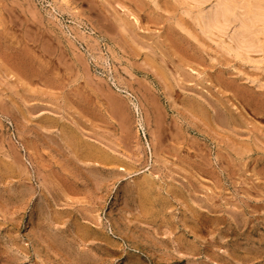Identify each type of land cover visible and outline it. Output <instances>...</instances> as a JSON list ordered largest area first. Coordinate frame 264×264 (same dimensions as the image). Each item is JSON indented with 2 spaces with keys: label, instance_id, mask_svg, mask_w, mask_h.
<instances>
[{
  "label": "rangeland",
  "instance_id": "rangeland-1",
  "mask_svg": "<svg viewBox=\"0 0 264 264\" xmlns=\"http://www.w3.org/2000/svg\"><path fill=\"white\" fill-rule=\"evenodd\" d=\"M12 2L0 264H264V32L236 54L191 0Z\"/></svg>",
  "mask_w": 264,
  "mask_h": 264
},
{
  "label": "bare ground",
  "instance_id": "bare-ground-1",
  "mask_svg": "<svg viewBox=\"0 0 264 264\" xmlns=\"http://www.w3.org/2000/svg\"><path fill=\"white\" fill-rule=\"evenodd\" d=\"M16 2H17V0H15ZM191 1H195L198 5H199V11L197 12L198 14H197V18L199 19V20H197L198 22H200L201 24V26H202V29L201 30H203L204 32H206V33H212V32H214V31H217V32H219V33H222V34H227V35H229L230 36V41H229V43H231V45H233L232 46V51L233 52H235L236 54H247V53H249V52H254V51H257V50H260V51H258V52H262L263 51V49H264V43L261 45L262 47H263V49H260V48H262L261 46H260V40L262 39H260L259 37H261L260 35V33L262 32H264L263 31V29H264V0H191ZM13 2H14V0H13ZM12 2V3H13ZM66 2V1H65ZM194 2V3H195ZM9 3H10V1H9ZM16 4H20V3H16ZM14 5V4H13ZM206 5H208L209 7L206 9L205 8V6ZM12 6V5H11ZM15 6V5H14ZM19 6V5H18ZM13 9H15V8H13ZM30 9V8H29ZM16 10V9H15ZM26 11H28V10H26ZM33 11H35V10H33ZM40 14V13H39ZM32 15V14H31ZM38 15V14H37ZM33 17H35V15L33 16ZM32 17V18H33ZM37 17V16H36ZM35 17V18H36ZM40 17H42L41 15H40ZM31 18V19H32ZM37 19V18H36ZM26 20H27V18H26ZM39 20H40V18H39ZM31 22V21H30ZM35 21L33 20L32 21V23H34ZM41 22H42V20H41ZM40 22V24H42ZM28 23H29V21H28ZM39 23V22H38ZM49 23H51V22H49ZM36 24V23H35ZM47 24H48V22H47ZM52 24V23H51ZM54 25V24H53ZM38 26V25H37ZM34 27H36V26H34ZM37 28V27H36ZM41 28V27H40ZM42 28H43V25H42ZM37 30V29H36ZM45 30V29H44ZM47 30L48 29H46V32H44V34L45 33H47ZM4 32V31H3ZM36 32H38V30L36 31ZM39 32H41V29H40V31ZM48 32H50V30H48ZM51 33V32H50ZM2 34V32L0 33V36H2L1 35ZM36 34V33H35ZM40 34V36H41V33H39ZM49 35V34H48ZM51 35H54L53 33L51 34ZM50 35V36H51ZM37 36V35H36ZM264 36V34H262V37ZM38 37V36H37ZM49 37V36H48ZM39 38V37H38ZM42 39V38H41ZM44 39H47V38H44ZM40 40V39H39ZM49 40V39H48ZM51 41H53L52 39H50ZM49 40V41H50ZM43 41V40H42ZM47 41V40H46ZM60 41V40H59ZM69 41V40H68ZM67 41V42H68ZM71 41V40H70ZM262 41H264V40H262ZM73 42V41H72ZM71 42V43H72ZM75 42V41H74ZM38 43V42H37ZM43 43V42H42ZM50 43H52V42H50ZM50 43L48 44V45H50ZM57 43V42H56ZM59 44H60V42H59ZM68 44V43H67ZM41 45V44H40ZM42 45H45V43L44 44H42ZM54 45H55V43H54ZM231 45H230V48H231ZM59 46V45H58ZM62 46V45H61ZM70 46V45H69ZM73 46H75L74 44H73ZM26 47V46H25ZM28 47V46H27ZM47 47V46H46ZM94 47V46H93ZM69 48H72L71 46L69 47ZM75 48H77V47H75ZM74 48V49H75ZM92 48V47H91ZM95 48V47H94ZM38 49H41V48H38ZM42 49H43V47H42ZM47 49V48H46ZM52 49V48H51ZM56 49V48H55ZM59 49V48H58ZM73 49V48H72ZM27 50V49H26ZM29 50V49H28ZM262 50V51H261ZM71 51V50H70ZM73 51V50H72ZM71 51V52H72ZM79 51V50H78ZM90 51V50H89ZM94 51H95V49H94ZM230 51V50H229ZM50 52V51H49ZM77 52V51H76ZM72 53H74V52H72ZM80 53V52H79ZM91 53V52H90ZM76 54V53H75ZM77 55H79V54H77ZM73 56H74V54H73ZM76 56V55H75ZM74 56V57H75ZM89 57V56H88ZM97 57V56H96ZM95 57V58H96ZM77 58H80V59H78L79 61H77L78 62V64H79V62L82 64V63H84V62H86V61H84V62H81L82 60H81V57H78V56H76V60H77ZM83 58V57H82ZM98 58V57H97ZM86 59V58H85ZM101 59V58H100ZM99 59V60H100ZM37 60V59H36ZM81 60V61H80ZM84 60V59H83ZM95 60H97V59H95ZM95 60H93V61H95ZM98 60V61H99ZM32 61V60H31ZM30 61V62H31ZM97 61V62H98ZM30 62H29V64H30ZM35 61H33V63H34ZM89 63V62H88ZM99 63V62H98ZM19 64V66L18 67H20L21 65H22V63L20 64V63H17L16 65H18ZM86 64H87V62H86ZM95 64V63H94ZM27 65H28V62H27ZM34 65V64H33ZM49 65V64H48ZM82 67H83V65H81ZM97 66V65H96ZM99 66H100V64H99ZM14 67H15V65H14ZM18 67L16 66V68L18 69ZM87 67H88V65H87ZM48 69H49V67H48ZM95 69V68H94ZM51 70V69H50ZM49 70V71H50ZM81 70H82V72L83 71H85V70H83L82 68H81ZM88 70L89 69H87V71L86 72H88ZM53 70H51V72H52ZM54 76V74H51V76ZM90 75V74H89ZM52 76V77H53ZM85 76V75H84ZM87 76V75H86ZM96 76V75H95ZM88 78H89V76H87ZM93 77V76H92ZM86 78V77H85ZM87 78V80H89ZM90 78H91V76H90ZM94 78V77H93ZM99 77H97V79H98ZM95 79V78H94ZM93 79V80H94ZM99 79H101V78H99ZM103 80V79H102ZM101 80V81H102ZM55 82V77L54 78H51V82H49L50 83V85H51V83L52 82ZM100 81V80H99ZM89 82V81H88ZM90 82H91V80H90ZM119 82V81H118ZM122 82V81H121ZM48 83V84H49ZM72 83V82H71ZM86 83H87V81H86ZM109 83V82H108ZM47 84V83H46ZM54 84V83H53ZM62 84H64V83H61V85ZM115 84V83H114ZM86 85H88V83L86 84ZM95 85V87H97V85L96 84H94ZM102 85V84H101ZM118 85H120V83L118 84ZM55 87H56V85H54ZM104 86V85H103ZM106 86V85H105ZM108 86V85H107ZM117 86V85H116ZM121 86H123V84H121ZM131 86V85H130ZM139 86V85H138ZM48 87L49 88H51L52 87V85L51 86H49L48 85ZM47 87V88H48ZM63 87V86H62ZM94 87V86H93ZM100 85L97 87V88H99L100 89ZM142 87V86H141ZM96 88V89H97ZM103 88V87H102ZM107 88H110V87H107ZM122 88V87H121ZM121 88H120V90H121ZM142 88H144V87H142ZM52 89V88H51ZM95 89V90H96ZM119 89V88H118ZM123 89V88H122ZM130 90H132L131 88H129ZM138 89V88H137ZM146 89H148L149 90V88H146ZM107 90V89H106ZM110 90V89H109ZM109 90H107L108 92H109ZM139 90V89H138ZM100 91H102L101 89H100ZM133 91V90H132ZM136 91V90H135ZM144 92H145V90H143ZM150 91V90H149ZM134 92V91H133ZM148 92V91H147ZM151 92V91H150ZM149 92V93H150ZM166 92H167V90H166ZM170 94H171V92H170V90L168 91ZM50 93H51V91H50ZM103 93H106V92H104L103 91ZM120 93V92H119ZM138 93H140V92H138ZM142 93V92H141ZM149 93L148 94H146V95H148L146 98H148L150 95H149ZM49 94V93H48ZM53 93H51V95H52ZM98 94V93H97ZM107 94V93H106ZM143 94V93H142ZM169 94V95H170ZM100 96H101V94H99ZM98 95V96H99ZM103 95V94H102ZM107 95H109V93L107 94ZM116 95V94H115ZM114 94H113V96H115ZM136 95V94H135ZM49 96H50V94H49ZM52 96H54V95H52ZM105 97H106V95H104ZM109 96H112V95H109ZM108 96V97H109ZM120 96V98H122V95H119ZM130 96V95H129ZM57 96H54V98H56ZM117 98H118V96H116ZM50 98H51V96H50ZM53 98V99H54ZM64 98V97H63ZM116 99V98H115ZM114 99V100H115ZM123 99V98H122ZM149 99V98H148ZM147 99V100H148ZM113 99L111 98L110 99V101H112ZM116 102H117V100H115ZM119 101V100H118ZM128 101V100H127ZM130 101V100H129ZM113 102V101H112ZM116 102H114V104H113V106L114 107H112V106H109L110 108L112 107V109L114 108V110H115V107L117 106V105H119L120 103L118 102V104L116 103ZM125 102V101H124ZM123 102V103H124ZM49 103H50V101H49ZM53 103V102H52ZM51 103V104H52ZM54 103H55V101H54ZM57 103V102H56ZM126 103V102H125ZM149 104H150V101L148 102ZM154 103V102H153ZM105 104V103H104ZM110 105H112V103H109ZM129 104V103H128ZM134 104V103H133ZM132 104V105H133ZM152 104V103H151ZM53 105V104H52ZM56 105H58V104H56ZM107 105V104H106ZM105 105V108H107V106ZM116 105V106H115ZM122 104H120V106H121ZM54 106V105H53ZM123 106H125V105H123ZM136 106V105H135ZM119 107V106H118ZM126 107H128V106H125V108ZM134 107V106H133ZM154 107V109H156L155 108V106H153ZM53 108V107H52ZM52 108H51V110H52ZM56 108H57V106H56ZM111 109V110H112ZM119 109V111L122 113V111H124L125 109H123V107L121 108L122 110H120V107L118 108ZM130 109V108H129ZM138 109V108H137ZM54 111H55V109H53ZM57 110H58V108H57ZM114 110H112V111H114ZM117 110V109H116ZM115 110V111H116ZM153 110V109H152ZM139 111V110H138ZM154 111H156V110H154ZM157 111H158V108H157ZM53 112V111H52ZM57 112V111H56ZM109 112V111H108ZM118 112V111H117ZM114 113H116V112H114ZM125 113V112H124ZM158 113V112H157ZM155 113H153V115H154ZM122 115H123V113H122ZM159 115V116H158ZM157 116L158 117H160V114H158ZM115 116V115H114ZM118 116H119V114H118ZM124 116H125V114H124ZM126 116H128L129 117V115L128 114H126ZM157 116H156V118H157ZM121 117V116H120ZM119 117V118H120ZM128 117H126V120H125V118L123 119V120H125L127 123H128V120L127 119H129ZM153 118H154V116H153ZM222 120V119H221ZM117 121H118V119H117ZM125 121H123L124 123H123V125L124 124H126L125 123ZM230 121H231V118H230ZM233 121V120H232ZM121 122V121H120ZM139 122V121H138ZM141 122V121H140ZM154 122H156L155 123V125H157L158 124V121H155V119H154ZM225 122H227V121H225ZM122 123V122H121ZM161 123V122H160ZM120 124V123H119ZM235 124V123H234ZM160 125V124H159ZM120 126H122V125H120ZM125 126H127V125H125ZM124 126V127H125ZM158 126V125H157ZM123 127V126H122ZM157 128H159V126L157 127ZM125 129H126V127H125ZM121 130H123V128L121 129ZM129 130V129H128ZM128 133H130V132H128ZM155 135V134H154Z\"/></svg>",
  "mask_w": 264,
  "mask_h": 264
}]
</instances>
